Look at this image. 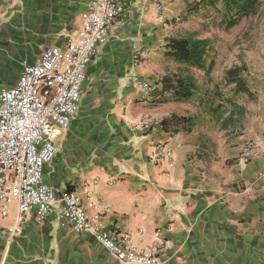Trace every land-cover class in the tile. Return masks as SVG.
<instances>
[{
    "label": "crops",
    "instance_id": "obj_1",
    "mask_svg": "<svg viewBox=\"0 0 264 264\" xmlns=\"http://www.w3.org/2000/svg\"><path fill=\"white\" fill-rule=\"evenodd\" d=\"M93 1L0 0V86L14 84L44 46L65 49ZM200 1L126 0L86 68L43 181L74 191L95 226L129 233L137 247L162 241V264H264V108L221 154L201 155L189 131L165 122L183 107L153 59ZM157 143L172 150L171 165L149 160ZM0 264L122 263L55 211L37 221L12 201L0 214Z\"/></svg>",
    "mask_w": 264,
    "mask_h": 264
},
{
    "label": "built area",
    "instance_id": "obj_2",
    "mask_svg": "<svg viewBox=\"0 0 264 264\" xmlns=\"http://www.w3.org/2000/svg\"><path fill=\"white\" fill-rule=\"evenodd\" d=\"M126 5V0H94L65 49L44 46L36 61L23 65L14 84L0 86V214L6 215L12 201L19 216L33 212L37 221L55 211L73 230L91 233L119 263L162 264V241L137 247L129 233L95 226L74 191H56L43 181L44 167L55 155V139L69 128L78 110L86 68ZM140 86L146 91L150 85L143 81ZM252 146L249 141L242 147L244 162ZM172 158L164 143H157L149 156L150 161L169 165Z\"/></svg>",
    "mask_w": 264,
    "mask_h": 264
},
{
    "label": "rangeland",
    "instance_id": "obj_3",
    "mask_svg": "<svg viewBox=\"0 0 264 264\" xmlns=\"http://www.w3.org/2000/svg\"><path fill=\"white\" fill-rule=\"evenodd\" d=\"M256 11L239 17L222 0L193 5L173 31L175 38L207 39L202 65L174 61L160 50L155 70L175 81L191 77V96L180 99L182 116L189 117L191 140L201 155L221 154L264 104V0ZM201 4V5H200Z\"/></svg>",
    "mask_w": 264,
    "mask_h": 264
},
{
    "label": "trees",
    "instance_id": "obj_4",
    "mask_svg": "<svg viewBox=\"0 0 264 264\" xmlns=\"http://www.w3.org/2000/svg\"><path fill=\"white\" fill-rule=\"evenodd\" d=\"M201 0L200 2H206ZM215 1V0H209ZM228 11H235V17L231 23H234L239 17L253 14L259 4L258 0H222ZM208 40L195 38L192 36L170 38L165 45V55L171 57L174 61L200 66L203 63L204 55L207 51ZM165 89L170 91L179 99L191 96L194 84L191 77H178L175 81L167 78ZM189 117L182 115H172L167 121L173 125L175 131L180 129L189 131Z\"/></svg>",
    "mask_w": 264,
    "mask_h": 264
}]
</instances>
